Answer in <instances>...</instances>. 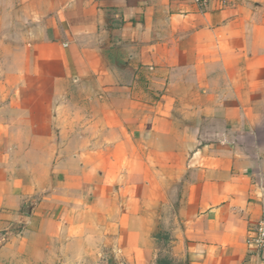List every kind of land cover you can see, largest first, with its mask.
Listing matches in <instances>:
<instances>
[{"label":"crops","instance_id":"0c3cea01","mask_svg":"<svg viewBox=\"0 0 264 264\" xmlns=\"http://www.w3.org/2000/svg\"><path fill=\"white\" fill-rule=\"evenodd\" d=\"M12 82L0 264H264V0H0Z\"/></svg>","mask_w":264,"mask_h":264},{"label":"rangeland","instance_id":"374dc122","mask_svg":"<svg viewBox=\"0 0 264 264\" xmlns=\"http://www.w3.org/2000/svg\"><path fill=\"white\" fill-rule=\"evenodd\" d=\"M15 52H13V54H14ZM15 54H17L18 55V57H19V60L18 61H16L17 62V66L14 68V71H15V73L14 74H17V75H20V74H24L25 72H26V68L24 67V61H23V59H22V55H20V54H18V53H15ZM3 69V68H2ZM2 78H4V77H2ZM22 85H24L23 83H20V82H12V83H0V94H2V95H5L6 94V96L8 97V93L10 92L11 94H13V95H16L17 93H18V91L20 90V87L22 86ZM25 85H28L31 89H35L36 88V83L35 82H28L27 84H25ZM51 86V84H48V85H46V87H48V86ZM3 86H4V88H3ZM55 87H56V91H59L58 92V95L60 94V93H63L66 89L64 88L65 87V85H63V84H55ZM18 97L17 96H15V97H13V101H16L17 100V103L15 102V106L16 107H19V105H20V102L18 101V99H17ZM8 101H10V99H8ZM57 100H47V102H46V105L48 106V107H50L51 105H52V103H55ZM53 115H52V111H51V114L49 115V118L50 117H52ZM49 131H51V130H49ZM53 132L55 131V134L57 135L58 134V129H55V130H52Z\"/></svg>","mask_w":264,"mask_h":264},{"label":"built area","instance_id":"2783aa9c","mask_svg":"<svg viewBox=\"0 0 264 264\" xmlns=\"http://www.w3.org/2000/svg\"><path fill=\"white\" fill-rule=\"evenodd\" d=\"M196 5L205 6L208 0H192ZM246 244L253 248L255 252L262 253L264 251V207L260 212V217L256 225L250 232V236L246 240Z\"/></svg>","mask_w":264,"mask_h":264}]
</instances>
